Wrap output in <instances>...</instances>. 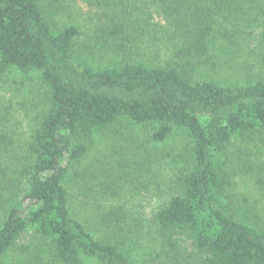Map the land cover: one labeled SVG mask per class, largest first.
Wrapping results in <instances>:
<instances>
[{"label": "trees", "instance_id": "1", "mask_svg": "<svg viewBox=\"0 0 264 264\" xmlns=\"http://www.w3.org/2000/svg\"><path fill=\"white\" fill-rule=\"evenodd\" d=\"M127 1L0 0V76L36 73L42 89L31 163L21 165L15 180L0 169V264H264V230L240 213L217 160L235 140H263L264 48L249 49L257 60H244L242 69L254 70L241 82L198 78L209 42L226 40L227 32L231 40L229 27L195 17L187 43L173 48L175 58L152 62L143 57L157 53V45L143 42L145 28L138 32ZM163 1L168 21L187 20L185 0ZM209 1L213 12L222 8V0ZM84 7L92 11L86 19L92 34L79 53H106L108 65L79 63V28L54 27L56 15ZM122 122L143 127L148 142H165L179 129L187 143L177 156H160L173 175L163 200L148 204L147 216L142 207L132 223L122 219L127 228L116 220L112 235L98 236L72 214L66 179L77 173L88 141ZM140 249L141 261L134 256Z\"/></svg>", "mask_w": 264, "mask_h": 264}, {"label": "rangeland", "instance_id": "2", "mask_svg": "<svg viewBox=\"0 0 264 264\" xmlns=\"http://www.w3.org/2000/svg\"><path fill=\"white\" fill-rule=\"evenodd\" d=\"M222 1V8L216 6V12H213L209 9V0H185L188 18L176 25L175 20L174 23L168 21L163 0H128L127 7L134 14L131 20L135 27L138 26V32L142 34L143 26L145 28L143 42L157 45L154 47L157 53L148 51L143 58L161 64L175 58L176 50L173 48L186 42L184 37L193 18L198 17L202 22L216 20L221 27H229L232 39L228 40L227 32L226 40L210 41L209 61L200 63L195 72L198 71V78L221 83L243 81L245 75L254 70L242 69L244 60H257L253 53L248 56L247 52L251 48L252 52L260 53L264 48V0ZM89 15L92 11L85 7L82 13L56 15L54 27L73 23L79 28L80 36L76 41V60L79 63L108 65L106 56H102L106 53H79L86 46L85 41H91L92 32L86 21ZM112 16L121 23L119 11L115 10ZM93 19L97 21V18ZM124 20L126 31L130 33V23L127 18ZM240 49L244 51L238 53ZM235 50L237 52L233 53ZM184 61L185 58L182 59ZM259 71L264 75V66ZM41 97V84L36 73L22 74L12 70L0 76V169H7V172L1 171L6 180H15L21 165L31 163L28 145L35 126L34 116L42 103ZM121 124L124 126L114 124L111 129H105L90 139L87 155L74 167L77 173L66 179L72 214L98 236L112 235L113 221L116 220H119V226L127 228L122 219L132 223L138 213L142 215V207L145 208L144 216H147L148 206L163 200V189L173 185V175L171 169L164 167L166 159L160 156L169 151L176 152L177 156L185 141L187 143L185 132L179 129H175L167 141L156 144L148 142L143 127L135 129L128 124L126 128V122ZM115 126L126 133L122 136L114 130ZM262 139L235 140L226 146L225 153L217 154V160L225 175L227 192L233 194L241 208L240 213L245 212L249 223L264 230V136ZM124 234L130 236L131 232ZM187 247L190 248L189 245ZM191 255L195 258V254ZM134 256L137 260L145 258L141 249ZM12 258L10 254L9 259Z\"/></svg>", "mask_w": 264, "mask_h": 264}]
</instances>
